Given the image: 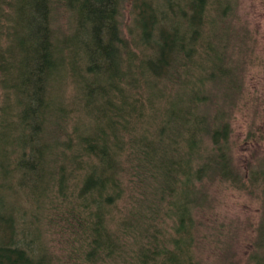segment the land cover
<instances>
[{
  "label": "trees",
  "instance_id": "trees-1",
  "mask_svg": "<svg viewBox=\"0 0 264 264\" xmlns=\"http://www.w3.org/2000/svg\"><path fill=\"white\" fill-rule=\"evenodd\" d=\"M126 1L124 33V0H0V264H264V116L237 161L242 70L211 54L234 27L252 38L238 0ZM214 178L260 205L232 219L244 252L208 261Z\"/></svg>",
  "mask_w": 264,
  "mask_h": 264
},
{
  "label": "rangeland",
  "instance_id": "rangeland-1",
  "mask_svg": "<svg viewBox=\"0 0 264 264\" xmlns=\"http://www.w3.org/2000/svg\"><path fill=\"white\" fill-rule=\"evenodd\" d=\"M127 3H131V1L124 0L122 11L124 33L126 26L131 21L130 7ZM58 13L56 24L63 31H66L68 28L67 12L60 6L58 7ZM236 15L240 20L236 19ZM233 20L238 24L245 23V27L250 30L252 38L246 36L241 30L237 31L234 27L230 30L229 35L213 39L217 49L211 54L213 57L225 54L226 60L223 56L224 69L228 66L235 68V65H237V70H242L240 74L243 76V87L239 95L237 94L236 103L232 102L229 109L231 112L230 124L233 128L231 137L234 139L236 136L239 137L238 145H233V152L235 151L237 161H244L251 156L254 147L244 143L243 138L250 129V123L255 119L256 121L259 119L257 122H261L262 116H264L263 112H260V107H264V0H238ZM222 44L225 46L224 51L222 50ZM229 78L225 74L218 76V79H222L226 85L231 84L228 82ZM237 83H239L238 77ZM233 87H237V84H234L232 88L224 87L215 90V96L222 100L223 105L236 98ZM72 90L71 87L67 90V96L72 93ZM177 92L181 96L185 90L177 87ZM78 124H80V121H78ZM204 182H207L206 189L209 192V197H202L203 200L201 201L205 199L206 202L204 203L207 209L202 210L203 214H200V218L205 222V227L208 230L205 231L206 236L201 238L199 256L202 260L208 261L224 260L225 257L229 256L231 250H235L236 245L241 248L240 251L242 250L243 253L244 240L241 241L242 236L234 232L236 227L232 219L243 218L245 214L254 213L259 207L260 201L241 193V191L227 187L225 181L220 182L214 178L205 179ZM134 193L137 196L138 193L136 191ZM194 207H196L195 204L192 206V212L196 210ZM208 221L211 222L207 223ZM216 221L224 223L221 226L223 232L216 231ZM192 234L194 237V232ZM48 242L53 245L49 234Z\"/></svg>",
  "mask_w": 264,
  "mask_h": 264
}]
</instances>
